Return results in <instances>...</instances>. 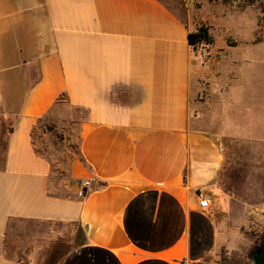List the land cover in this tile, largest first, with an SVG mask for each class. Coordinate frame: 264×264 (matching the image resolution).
<instances>
[{"label": "crops", "instance_id": "obj_1", "mask_svg": "<svg viewBox=\"0 0 264 264\" xmlns=\"http://www.w3.org/2000/svg\"><path fill=\"white\" fill-rule=\"evenodd\" d=\"M195 29L162 0H0V264L253 263L264 156L223 188L230 154L191 111ZM63 103L84 115L60 194L32 134ZM15 220L49 228L18 231V258Z\"/></svg>", "mask_w": 264, "mask_h": 264}, {"label": "rangeland", "instance_id": "obj_2", "mask_svg": "<svg viewBox=\"0 0 264 264\" xmlns=\"http://www.w3.org/2000/svg\"><path fill=\"white\" fill-rule=\"evenodd\" d=\"M162 1L184 19L190 18L196 28L207 26L212 40L194 47L193 89L197 93L191 111L200 118V128L219 135L230 154L232 164L222 177L223 188L229 191L231 183L246 188L249 160L255 158L256 151L264 156V0ZM83 115V110L63 103L51 116L38 121L33 131L36 149L53 165L50 187L56 193L67 191L68 162L78 156L76 121ZM1 148L0 141V152ZM254 223L262 227L252 229V234H262L264 221ZM22 230L48 232L49 228L11 222L8 254L17 258L23 257V245L27 244L25 237L17 236ZM221 259L227 261L225 255Z\"/></svg>", "mask_w": 264, "mask_h": 264}, {"label": "trees", "instance_id": "obj_3", "mask_svg": "<svg viewBox=\"0 0 264 264\" xmlns=\"http://www.w3.org/2000/svg\"><path fill=\"white\" fill-rule=\"evenodd\" d=\"M211 40L212 38L208 32L207 26L204 25H200L194 31L188 33V41L193 48L196 46L195 44L202 42L209 43ZM9 129H10V124H7L5 132L9 131ZM251 237L253 238L254 243L249 250V256L252 258L254 250L264 239V231L260 235L251 233Z\"/></svg>", "mask_w": 264, "mask_h": 264}, {"label": "built area", "instance_id": "obj_4", "mask_svg": "<svg viewBox=\"0 0 264 264\" xmlns=\"http://www.w3.org/2000/svg\"><path fill=\"white\" fill-rule=\"evenodd\" d=\"M197 47L199 45L198 44H195ZM89 182L88 181H84L83 184H82V189L80 191H78V195L81 196L83 194V189L85 188V186H88ZM198 198H199V207L203 210L207 209L210 205V200L209 198L204 195L203 193L201 192H198Z\"/></svg>", "mask_w": 264, "mask_h": 264}, {"label": "water", "instance_id": "obj_5", "mask_svg": "<svg viewBox=\"0 0 264 264\" xmlns=\"http://www.w3.org/2000/svg\"><path fill=\"white\" fill-rule=\"evenodd\" d=\"M252 264H264V239L254 250L252 255Z\"/></svg>", "mask_w": 264, "mask_h": 264}]
</instances>
